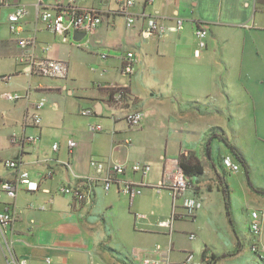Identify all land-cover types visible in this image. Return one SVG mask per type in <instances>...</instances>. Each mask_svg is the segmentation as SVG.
<instances>
[{
    "label": "crops",
    "instance_id": "0c3cea01",
    "mask_svg": "<svg viewBox=\"0 0 264 264\" xmlns=\"http://www.w3.org/2000/svg\"><path fill=\"white\" fill-rule=\"evenodd\" d=\"M40 1L58 0L0 4V180L15 175L2 163L13 159L39 181L37 191L21 190L14 200L20 217L6 239L16 255L27 264H145L147 258L165 264L179 263L192 251V264H264L257 254H247L255 241L250 225L256 210L263 213L259 243L264 247V195L256 191H264V0H135L127 8L136 16L132 27L115 0H86L81 5L99 8L103 20L79 42L75 32L64 41L47 28L39 17ZM18 3L30 11L21 35L37 38L32 52L66 62L67 77L26 72L7 18ZM145 16L157 17L167 31L146 37ZM178 18L184 20L179 31L173 29ZM199 26L208 29V38L197 56ZM43 45L50 47L46 53ZM127 51L140 58L131 76L122 71ZM8 74L12 79L3 81ZM109 83L128 84L132 96L115 102L99 86ZM6 92L21 97L10 101ZM41 98L46 106L37 127L27 118ZM86 108L93 113L82 115ZM136 109L144 119L131 127L127 116ZM93 123L102 130L93 131ZM13 132L37 134L40 140L21 149L10 142ZM70 140L76 142L73 149ZM182 156L195 157L204 167L202 174L187 176L185 193L198 198L202 208L194 219L177 218L170 230L159 223L171 216L172 198L151 186L163 177L165 159ZM226 156L240 165L238 171L224 167ZM92 160L104 163L101 172ZM115 161L151 165L150 187L138 200L132 202L115 186L104 189ZM48 171L52 177L43 179ZM123 176L142 179L130 167ZM63 185L87 189L91 199L79 202L59 193ZM151 198L156 202L144 209L139 200ZM9 202L0 196V212ZM180 204L178 213L184 212ZM158 245L162 250L156 252ZM5 250L0 234V264H8Z\"/></svg>",
    "mask_w": 264,
    "mask_h": 264
},
{
    "label": "built area",
    "instance_id": "2783aa9c",
    "mask_svg": "<svg viewBox=\"0 0 264 264\" xmlns=\"http://www.w3.org/2000/svg\"><path fill=\"white\" fill-rule=\"evenodd\" d=\"M10 0H0V4L8 3ZM82 1L86 0H58L57 2L49 5H43L39 2V17L40 20L45 22L47 28L51 29L57 35L62 37L64 41L68 40L71 33L77 31H84L91 33L96 31L103 20V12L97 7H83ZM118 4V9L121 13L126 15L127 27H132L135 23L136 16L132 13L127 12V8L132 7L135 4V0H115ZM152 0H147L151 2ZM30 11L27 5L18 3L14 10L7 16L10 31L17 36V42L22 53L19 57L20 62L24 64V68L29 75L39 74L49 77H67L69 73L68 64L62 60L50 58L46 55L40 57L34 54L32 51L38 46V40L35 36H23L22 21L29 15ZM147 17V16H145ZM184 28V20L182 18L176 19L175 26L173 29L182 30ZM168 27L161 23L157 17H147V28L144 30L146 37L154 34H163L166 32ZM195 36L197 39V48L195 54L200 55L201 51L207 46L208 29L204 26H199L195 30ZM49 45H43L42 51L46 53L49 50ZM27 51V52H26ZM106 57L105 54L102 55ZM140 58L137 53L133 51H127L123 56L122 71L124 74L131 76L136 71V65ZM13 75H3L1 79L3 81H10ZM108 90L115 102H123L131 97L129 85L119 83H109L99 85ZM10 101L17 100L21 97L18 93L6 92L3 95ZM46 106V99L41 98L34 102L32 111L28 116L29 120L34 126H40L42 123L41 112ZM82 115L88 116L93 113L92 109L86 108L82 110ZM144 119V112L141 109H136L127 116V122L131 127L139 126ZM93 131H101L102 127L100 124H91ZM40 140V136L37 134H25L13 132L10 135V142L23 149L24 147L34 144ZM68 145L71 149L76 146V142L70 140ZM54 149H57V144L54 145ZM2 163L16 170L15 175L9 179L0 180V196L6 195L11 201L4 205L3 210L0 212V234L4 238L6 245V257L8 264H27V260L20 258L16 255L13 250V246L6 239V235L12 230L14 224L20 217L21 210L18 209L14 200L16 199L19 191L24 190L28 192L37 191L39 189V181L32 178L28 170L23 169L17 160L7 159ZM92 166L95 167L98 172H101L104 168V163L100 161L92 160ZM223 165L225 168L238 171L240 165L235 163L231 156L223 158ZM130 167L133 173H139L142 176L140 181L126 179L123 175ZM110 173L103 180V186L106 191L110 190L112 186H115L118 191L126 196L133 202L134 199L143 194L146 187H150L146 181L147 177L152 171L150 164L143 162H134L131 165H127L124 162L115 161L109 166ZM53 175L52 171L46 172L43 179L51 178ZM158 193L167 191L173 201V212L171 216L162 220L159 225L161 227L169 228L173 227L174 221L177 218L181 219H194L197 212L202 208V202L196 197L186 196L185 193L189 188V182L185 175L179 158H167L164 162L163 177L156 185L151 186ZM59 193L69 195L79 202H89L91 199L90 191L82 189L81 187H72L63 185L58 188ZM181 200V207L184 212L178 213L175 208L178 206ZM143 217V215H139ZM263 213L260 211H253L251 213V231L255 241L251 244V251L258 255L260 260L264 261V247L259 243V236L261 233ZM34 222V221H32ZM190 239L195 238V234L189 235ZM156 252L161 251V246L156 247ZM195 259V254L192 251L186 253L185 258L179 263H172L169 260H164L165 264H192ZM208 259H210L208 257ZM162 260L147 258L144 260L145 264H160Z\"/></svg>",
    "mask_w": 264,
    "mask_h": 264
},
{
    "label": "trees",
    "instance_id": "16d2710c",
    "mask_svg": "<svg viewBox=\"0 0 264 264\" xmlns=\"http://www.w3.org/2000/svg\"><path fill=\"white\" fill-rule=\"evenodd\" d=\"M222 140L225 141V138L222 137ZM230 148H231L232 152L238 157V159L240 161L244 162V159L241 156V154L233 146L230 145ZM179 159H180V165H181L186 176L199 175V174H202L204 172L203 165L198 160H196L195 157H192V156L184 157V156H182ZM222 188H223V192H224V196H225V204H226L227 214L231 220V211H230V204H229V197L227 194V189L224 187H222ZM256 191L259 194L264 195L263 190H257L256 189Z\"/></svg>",
    "mask_w": 264,
    "mask_h": 264
},
{
    "label": "rangeland",
    "instance_id": "374dc122",
    "mask_svg": "<svg viewBox=\"0 0 264 264\" xmlns=\"http://www.w3.org/2000/svg\"><path fill=\"white\" fill-rule=\"evenodd\" d=\"M138 199H139V196L135 198V200H138ZM153 201L156 202V199L151 198L150 201H144V202H142L141 200H139V203L142 205V207H143L144 209H148L149 207L152 206ZM133 208L136 210V207L133 206ZM251 253H253V252L251 251V248H250V250L248 249V253H247V254H248V255H251ZM257 256H258V255H257ZM258 258H259V257H258ZM259 259H260V258H259ZM225 264H241V263H235V262H233V261H229V262H226Z\"/></svg>",
    "mask_w": 264,
    "mask_h": 264
},
{
    "label": "water",
    "instance_id": "95a60500",
    "mask_svg": "<svg viewBox=\"0 0 264 264\" xmlns=\"http://www.w3.org/2000/svg\"><path fill=\"white\" fill-rule=\"evenodd\" d=\"M86 36V32L84 31H77L74 34V40L79 42Z\"/></svg>",
    "mask_w": 264,
    "mask_h": 264
}]
</instances>
